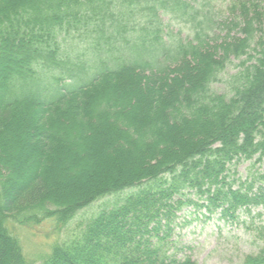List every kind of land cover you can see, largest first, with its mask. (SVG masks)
<instances>
[{
    "label": "trees",
    "instance_id": "obj_1",
    "mask_svg": "<svg viewBox=\"0 0 264 264\" xmlns=\"http://www.w3.org/2000/svg\"><path fill=\"white\" fill-rule=\"evenodd\" d=\"M211 1L0 0V264H30L9 222L66 226L109 196L41 264H197L184 206L264 216V169L236 175L264 166V6Z\"/></svg>",
    "mask_w": 264,
    "mask_h": 264
},
{
    "label": "rangeland",
    "instance_id": "obj_2",
    "mask_svg": "<svg viewBox=\"0 0 264 264\" xmlns=\"http://www.w3.org/2000/svg\"><path fill=\"white\" fill-rule=\"evenodd\" d=\"M261 1L264 6V0ZM229 2L230 0H212V7L208 8L213 14L223 16ZM173 27L177 31V27ZM184 35L187 33L183 32ZM77 47L85 51L84 45ZM228 71H234L233 65ZM213 88L218 92L225 91L222 82L214 84ZM24 153L30 155L31 147L25 149ZM31 169H24L22 177L19 174L18 179L23 180ZM262 169L264 166L260 163L254 165V159L241 161L236 167V175L246 178L252 172ZM113 201L114 197L109 196L94 202L79 211L66 226L57 225L54 219H46L32 225L13 222L8 225L11 232L19 238L30 264H41L54 244L74 238L93 214L102 208L111 207ZM257 211H263V208L254 209L251 214L239 211L236 217L232 218L223 217L219 212L210 215L204 208L186 205L177 213L173 238L182 242L185 247L184 256H191L197 264H243L248 254L257 253L264 244L258 234L264 216H258Z\"/></svg>",
    "mask_w": 264,
    "mask_h": 264
}]
</instances>
